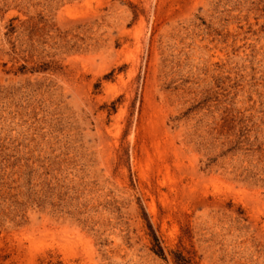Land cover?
Wrapping results in <instances>:
<instances>
[{
	"label": "rangeland",
	"instance_id": "rangeland-1",
	"mask_svg": "<svg viewBox=\"0 0 264 264\" xmlns=\"http://www.w3.org/2000/svg\"><path fill=\"white\" fill-rule=\"evenodd\" d=\"M180 256L264 264V0H0V264Z\"/></svg>",
	"mask_w": 264,
	"mask_h": 264
},
{
	"label": "trees",
	"instance_id": "trees-1",
	"mask_svg": "<svg viewBox=\"0 0 264 264\" xmlns=\"http://www.w3.org/2000/svg\"><path fill=\"white\" fill-rule=\"evenodd\" d=\"M157 252L160 254V255H163V251H162V248L159 246V248L157 249ZM178 259V263L179 264H183V260H184V258L182 257V256H180V257H178L177 258Z\"/></svg>",
	"mask_w": 264,
	"mask_h": 264
}]
</instances>
